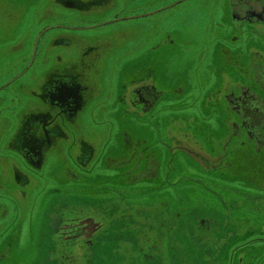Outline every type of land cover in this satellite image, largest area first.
Returning <instances> with one entry per match:
<instances>
[{
  "label": "flooded vegetation",
  "instance_id": "af4514ba",
  "mask_svg": "<svg viewBox=\"0 0 264 264\" xmlns=\"http://www.w3.org/2000/svg\"><path fill=\"white\" fill-rule=\"evenodd\" d=\"M114 1L55 0L60 8L78 11L80 18L112 12L84 26L56 23L39 29L31 43L22 36V44L13 46L11 31L0 30V176L10 175L25 196L24 189L45 175L49 160L66 166L68 157L73 168L62 166L65 181L59 185L63 190L54 191L61 195L56 202L74 197L121 202L125 193L144 192L142 197L155 199L147 219L157 235L173 224V209L164 201L173 197L172 167L180 160L200 166L211 174L183 176V224L191 233L182 239L186 263L264 264V0H172L151 4L144 12L141 5L129 11V0H117L115 9ZM190 2L196 10L189 15L197 17L174 18L177 24L187 23L180 39L165 31L145 47L138 38L124 42V36L122 45L104 46L98 40L80 45L74 36L122 22L139 25ZM166 49L169 55L195 52L199 61L209 53L208 78L189 82L192 89L184 80L165 78L163 70L171 64L162 55ZM99 112L106 130L101 146H119L116 155L113 150L100 156L118 178L106 175L97 188L89 178L100 161L91 138L99 135L87 137L83 125L91 131ZM237 142L240 152L234 148ZM234 161L246 163L250 173L220 175L225 179L214 174L231 171ZM229 181L239 184L223 183ZM193 199L198 209L191 211ZM54 210L47 228L60 244L90 249L103 235L109 240L106 210L102 217L80 206ZM121 219L128 223L131 215ZM136 236L134 244H144L138 247L141 259L170 262L171 239L165 244L151 240L140 227Z\"/></svg>",
  "mask_w": 264,
  "mask_h": 264
},
{
  "label": "rangeland",
  "instance_id": "374dc122",
  "mask_svg": "<svg viewBox=\"0 0 264 264\" xmlns=\"http://www.w3.org/2000/svg\"><path fill=\"white\" fill-rule=\"evenodd\" d=\"M132 1H128V10H138L141 5V12L146 11L147 9L143 8L151 4L159 5L161 3L172 2V0H136L132 3ZM114 2L117 3L115 6V9H117L119 2L117 0ZM201 2L203 0H199L195 4H200ZM191 3L188 6L178 7V9H171L164 13L160 12V14L158 13L151 18L152 21L149 19H146V21L142 20L139 25L133 21L125 24L122 22L103 29L82 30L74 36H76L80 45H85V41L98 40L104 46H109V44L111 46L116 44L122 45V36H124V42L130 43L135 38H138L140 39L138 42L141 43L142 47H145L150 45L155 38H160L165 31H170L172 35L174 34L173 36L180 39L182 36H186L181 33L188 30L187 23L180 22L177 24L174 18L177 15H181V17L186 16L185 18L187 19L196 18L197 14L189 15L196 10L193 5H190ZM110 12L112 11L105 10L98 12V14L83 15L80 18L78 11L60 8L55 0H0V30L11 31L10 34L13 36L12 45L18 46L22 44V36L28 37L31 43L32 38L39 29L56 23H72L76 26H84L95 22V19L104 18ZM164 22H167V26L164 25ZM151 23L154 25L152 29L149 27ZM191 30L196 31L200 29L199 27L191 26ZM54 33L55 30L51 29L49 34ZM167 49L166 53L162 55L165 61L171 64L167 69L163 70L165 78L172 79L173 81L177 79L179 83H184V80L188 82L187 85H190L189 82L193 83L192 80L194 79L203 81V79L208 78V72L211 71L212 67L206 65V63L211 62L213 64V61L209 59V53H205L204 57L199 61L195 52L189 51L185 54L173 51L169 55ZM105 62H108V60ZM193 86L191 84L190 88L192 89ZM100 115L102 116V113L99 112L97 115L99 117L91 120V131L87 129V125H83V132L87 137L91 135V132H96V135H99L98 137L91 138L96 144L95 154L99 157L100 161L96 167L97 169L91 172L90 176L92 177L89 178L90 181L96 184L95 187L97 188L102 187V181L105 179L103 177L106 175L112 176L115 179L118 178L116 177L117 170L109 169L103 163V158L108 153H113L114 150L115 155L117 154L116 147L119 144L114 143L107 147L101 146L100 141L103 139L102 136L106 133V130L104 131L103 120ZM174 124L181 125V120L175 119ZM216 124L217 122H215ZM94 128L97 129L94 130ZM234 148L239 149V142L234 145ZM240 151L242 150H238V152ZM63 155H65V151ZM100 156L103 158L100 159ZM53 158L55 159V157ZM180 162L181 164L174 165L171 169L173 174V197L171 196L164 200L173 209V224L167 232L160 230L157 235L155 234V224L147 219L154 210L152 204L155 199H152L149 195L145 198L142 197V195H145L144 192H137L136 194H132V192L125 193L121 198V202H118L119 198L110 197L105 200L91 199L88 201L85 198L79 199L74 197L67 199V203L64 201L56 202L57 197L61 195L54 196V191L59 190L62 187L59 185L65 181L61 175L62 168H73V166H69L70 161L68 157L65 161L66 166L58 163V160H49L44 170L45 175L40 179H35L24 189L25 196L19 192L15 180L10 175L7 176L5 172L0 176V264H151L149 261L139 257L141 251L138 247L144 244H141L140 241L138 244H134L133 241L137 237L136 234L139 227L141 235H150L151 240L157 239L164 244L167 242L166 238L173 241V252L169 259L170 262L166 258H159L160 260L157 264H187L182 239L189 237L188 235L191 237V233H186L187 229L185 231L183 224L182 193L185 190L183 186L186 183L183 176L188 172L204 176L211 173L201 171L200 166L182 165L183 161L180 160ZM232 172L236 174L250 173L246 163L234 161L231 171H220L214 174H218L220 177V175ZM220 178L225 179L227 177ZM107 179L112 181V178ZM223 183L228 187L239 184V182L230 181L229 183ZM162 187H165V185L160 186L159 189ZM61 189L63 190V187ZM111 189L109 187V190ZM86 190L89 191L90 189L86 188ZM131 195L136 196V198H133ZM65 205L86 207L90 212L94 211L97 213L98 217H102V211L106 210L107 213H105L109 222L105 226V235L109 237V240L104 241L103 235L102 240L94 244L90 249L80 243L71 245L60 244L56 236H53V233L48 230L47 222L51 221L52 218L50 216L55 214L56 209L54 210V207L57 208L58 206ZM190 206L191 211L198 209L196 199L192 200ZM138 213H141L140 215L146 218L147 223L143 222L144 218L142 216H137ZM122 214L131 215L128 223L124 222V219H121ZM165 248L166 246L164 245V253ZM3 254H5L4 257L2 256Z\"/></svg>",
  "mask_w": 264,
  "mask_h": 264
}]
</instances>
